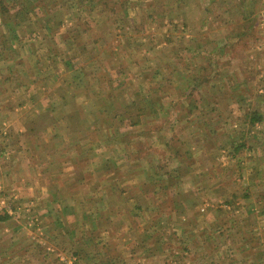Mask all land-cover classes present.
Instances as JSON below:
<instances>
[{"label":"rangeland","instance_id":"1","mask_svg":"<svg viewBox=\"0 0 264 264\" xmlns=\"http://www.w3.org/2000/svg\"><path fill=\"white\" fill-rule=\"evenodd\" d=\"M1 1L0 264H264V0Z\"/></svg>","mask_w":264,"mask_h":264},{"label":"trees","instance_id":"2","mask_svg":"<svg viewBox=\"0 0 264 264\" xmlns=\"http://www.w3.org/2000/svg\"><path fill=\"white\" fill-rule=\"evenodd\" d=\"M6 1H8V0H2L1 2V5H5L4 3H6ZM11 1V4H10V6L9 7H7V6H5V8H6V10L7 11H5L4 10V13H3V15L4 16H7V15H9L10 13H11V11H10V9L12 10V9H15V8H12V6H14L17 2H19L20 0H10ZM97 1V0H96ZM101 1H104V0H99V2H101ZM9 3V2H8ZM36 3H34V1L33 0H21V5H22V7H23V9H20L19 10V14H21V13H23V11H24V13H25V20H26V18H27V15L29 14V12L31 11V8L35 5ZM12 15H14V14H12ZM6 24H7V26H9L10 27V29L12 30V28H11V25H10V22H5ZM14 31V30H13ZM117 105H119L120 106V104L119 103H117ZM122 108H124V106H122ZM122 115H120L119 116V118H120V120L121 121H123V122H127V125L126 126H128V124L130 123V120L132 121V119H130V114H128L127 113V108H125V109H122ZM133 117H135L136 118V121L137 122H134V123H130V125L131 126H133V127H137V125H140V121H139V116L138 115H134V114H132V118ZM263 198H264V191H263ZM250 197L248 196V199H249ZM258 202L260 203L259 205H263L262 206V212H264V200L263 201H260V200H258ZM1 217V216H0Z\"/></svg>","mask_w":264,"mask_h":264},{"label":"crops","instance_id":"3","mask_svg":"<svg viewBox=\"0 0 264 264\" xmlns=\"http://www.w3.org/2000/svg\"><path fill=\"white\" fill-rule=\"evenodd\" d=\"M184 20H186L187 21V19L186 18H184ZM181 21H183V20H181ZM6 64L8 65V62L6 61V60H4V59H2V60H0V68L2 69V68H4L5 66H6ZM24 66V65H23ZM24 67H26V66H24ZM211 83V82H210ZM209 83V85L208 86H201L200 87V89L197 91L198 92V94H204L206 91H207V89L209 88V86L211 87L212 85ZM200 84H201V82H200ZM205 88V89H204ZM196 92H194V94H195ZM196 95V94H195ZM194 96V95H193ZM261 120V116H260V118L258 119V121H260ZM161 182H163L162 183V185H161V187L160 188H163V184H164V181H161ZM165 185V184H164ZM165 188H166V185H165ZM143 198V197H142ZM92 204V203H91ZM93 205H96L95 204V202L93 203ZM137 206V205H136ZM138 207V206H137ZM5 211V210H4ZM4 211H2V212H4ZM100 218H101V215H100ZM171 240H174V239H168L167 240V245H168V249H173V243H171L170 241ZM133 241L131 242V243H129L125 248H127V249H130V246H132L133 245ZM150 243V242H149ZM117 244V243H116ZM151 244H154V245H157V243L156 242H153V243H151ZM114 245V247H115V244H113ZM126 250V249H125ZM249 250H251L252 251V249H251V242H249ZM136 256V258H137V255H135ZM120 257H121V255H120ZM119 257V258H120ZM133 258V256L131 255L130 256V258H129V260H131Z\"/></svg>","mask_w":264,"mask_h":264}]
</instances>
